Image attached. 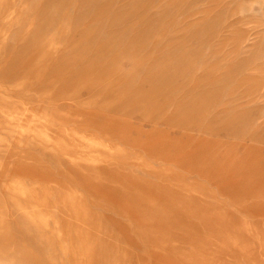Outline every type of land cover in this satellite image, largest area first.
Returning <instances> with one entry per match:
<instances>
[{
	"label": "rangeland",
	"instance_id": "374dc122",
	"mask_svg": "<svg viewBox=\"0 0 264 264\" xmlns=\"http://www.w3.org/2000/svg\"><path fill=\"white\" fill-rule=\"evenodd\" d=\"M81 2L0 0V264H264V0Z\"/></svg>",
	"mask_w": 264,
	"mask_h": 264
},
{
	"label": "bare ground",
	"instance_id": "6f19581e",
	"mask_svg": "<svg viewBox=\"0 0 264 264\" xmlns=\"http://www.w3.org/2000/svg\"><path fill=\"white\" fill-rule=\"evenodd\" d=\"M103 2V3H102ZM107 0H82L81 4L82 5H86L89 9L93 8V7H97L99 6L101 3V7H105L107 9H109V4L106 3ZM106 3V4H105ZM112 6V4L110 3V7ZM116 21H120L119 17L118 16H113L112 18V22H116ZM151 22H147V23H144L145 24V27L146 28L147 26L151 27L150 25ZM143 35H140L138 34L137 36H132V37H128L127 40L130 42V43H134L137 41V39H139V37H142ZM194 53L196 55H199V51L198 50H195L193 51V53H188V54H181L180 56V59H184V60H190L191 57L194 55Z\"/></svg>",
	"mask_w": 264,
	"mask_h": 264
}]
</instances>
